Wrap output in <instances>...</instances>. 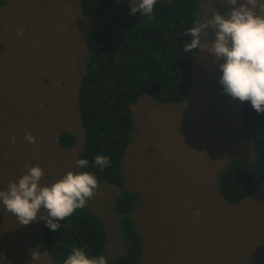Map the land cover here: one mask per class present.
I'll return each instance as SVG.
<instances>
[{"label":"rangeland","instance_id":"rangeland-1","mask_svg":"<svg viewBox=\"0 0 264 264\" xmlns=\"http://www.w3.org/2000/svg\"><path fill=\"white\" fill-rule=\"evenodd\" d=\"M79 2L0 4V190L31 166L44 170L41 185L78 172L84 142L78 91L88 58L85 35L95 25ZM228 10L224 0H199V23ZM198 53L184 101L161 103L143 94L131 107L134 130L121 168L126 190L139 193L132 218L144 237L140 264H264V183L238 204L218 187L222 170L251 154L244 103L222 94L216 63L209 57L205 67ZM65 131L75 138L68 148L57 141ZM120 192L103 180L88 201L105 227L107 260L125 251L115 207ZM46 228L43 220L21 226L0 203V264H57L42 244ZM37 246L41 254L32 259L29 249Z\"/></svg>","mask_w":264,"mask_h":264},{"label":"trees","instance_id":"trees-1","mask_svg":"<svg viewBox=\"0 0 264 264\" xmlns=\"http://www.w3.org/2000/svg\"><path fill=\"white\" fill-rule=\"evenodd\" d=\"M79 3L82 14L94 19L95 25L85 35L88 58L78 91L84 130L79 159H87L89 164L78 172L93 173L99 182L121 188L115 207L122 216L120 232L125 251L107 264H140L145 254L144 237L132 218L139 193L126 190L121 168L134 130L131 107L143 94L161 103H180L192 91L198 50L183 49L191 40L186 30L199 23V0H156L150 16L140 12L130 15L134 5L120 0ZM243 125L251 154L232 160L218 179L221 195L234 204L264 183V114H257L244 102ZM74 140L67 131L57 139L62 148L70 147ZM98 155L110 160L103 171L94 164ZM59 223V230L46 228L42 234L43 247L54 262L63 264L76 247L90 257H105V227L89 209V202Z\"/></svg>","mask_w":264,"mask_h":264},{"label":"clouds","instance_id":"clouds-1","mask_svg":"<svg viewBox=\"0 0 264 264\" xmlns=\"http://www.w3.org/2000/svg\"><path fill=\"white\" fill-rule=\"evenodd\" d=\"M227 14L214 13L210 18L186 30L191 40L184 52L199 50V58L208 66L209 57L220 75L218 84L223 95L241 103L248 102L257 114H264V0H224ZM156 0H139L130 7V15L140 12L150 16ZM211 29V39L208 30ZM29 143L35 137L25 134ZM15 143V137L10 140ZM109 157L98 155L94 164L100 170L108 166ZM87 159H78L77 168H86ZM44 170L31 166L16 181L0 190V203L15 215L21 226L43 220L52 231L60 229V221L82 209L95 195L99 180L95 174L66 173L51 185H41ZM47 215H40L42 212ZM32 259L40 256L39 246L29 249ZM63 264H107L104 256L90 257L82 249L73 248Z\"/></svg>","mask_w":264,"mask_h":264}]
</instances>
